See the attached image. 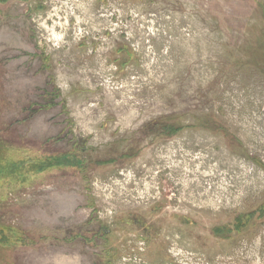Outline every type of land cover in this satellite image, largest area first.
Wrapping results in <instances>:
<instances>
[{
	"label": "rangeland",
	"instance_id": "1",
	"mask_svg": "<svg viewBox=\"0 0 264 264\" xmlns=\"http://www.w3.org/2000/svg\"><path fill=\"white\" fill-rule=\"evenodd\" d=\"M263 203L264 0H0V264H264Z\"/></svg>",
	"mask_w": 264,
	"mask_h": 264
},
{
	"label": "trees",
	"instance_id": "2",
	"mask_svg": "<svg viewBox=\"0 0 264 264\" xmlns=\"http://www.w3.org/2000/svg\"><path fill=\"white\" fill-rule=\"evenodd\" d=\"M49 162L51 163L52 161H49ZM57 162H58V161H57ZM50 163H49V164H50ZM55 165H73V166H78L77 163H68L66 160H64V161H62V162H58V163L55 164ZM259 212L264 213V203H263L262 205H260ZM261 213H260V214H261Z\"/></svg>",
	"mask_w": 264,
	"mask_h": 264
},
{
	"label": "bare ground",
	"instance_id": "3",
	"mask_svg": "<svg viewBox=\"0 0 264 264\" xmlns=\"http://www.w3.org/2000/svg\"><path fill=\"white\" fill-rule=\"evenodd\" d=\"M62 262H63L62 260H59V261L55 262L54 264H62ZM64 264H67V262Z\"/></svg>",
	"mask_w": 264,
	"mask_h": 264
}]
</instances>
